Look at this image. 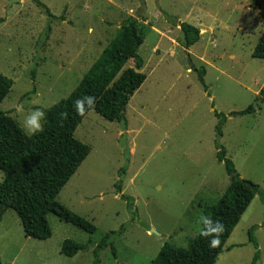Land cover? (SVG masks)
Instances as JSON below:
<instances>
[{
  "label": "rangeland",
  "instance_id": "obj_1",
  "mask_svg": "<svg viewBox=\"0 0 264 264\" xmlns=\"http://www.w3.org/2000/svg\"><path fill=\"white\" fill-rule=\"evenodd\" d=\"M39 1L52 17L30 0H0V75L12 81L0 109L25 134L29 110L67 98L128 18L144 37L138 55L146 80L129 100L126 126L90 111L75 131L91 152L57 200L96 232L49 214L51 237L33 240L7 210L0 222V264H93V247L110 232L115 234L100 251L99 264H151L165 242L186 247L198 234V216L229 184L216 159L215 111L227 116L254 107L251 115L228 118L220 144L240 178L264 192V60L251 57L264 27V0ZM170 20L196 27L199 42L186 49ZM199 68L205 69L207 91L198 81ZM20 105L23 112H17ZM118 182L132 208L116 194ZM251 228L256 264H264L259 195L214 264H251ZM65 240L92 246L67 258L60 252Z\"/></svg>",
  "mask_w": 264,
  "mask_h": 264
},
{
  "label": "trees",
  "instance_id": "obj_2",
  "mask_svg": "<svg viewBox=\"0 0 264 264\" xmlns=\"http://www.w3.org/2000/svg\"><path fill=\"white\" fill-rule=\"evenodd\" d=\"M30 1L45 15L52 17L39 0ZM59 20L63 21L64 17L61 16ZM2 21L0 20V23ZM171 23L179 27L186 49L199 42L200 31L196 27L186 23ZM143 41L144 37L137 26V21L134 18L126 19L116 36L103 49L67 98L42 110L46 113L44 130L35 136L25 134L13 118L0 109V172L2 173L0 222L4 213L12 210L19 220L24 236L38 241H45L51 237L47 222L49 214L87 234L92 235L96 232V227L91 222L68 210L58 202L57 198L91 152L88 145L75 137V131L86 115L93 111L108 122L126 126L125 111L129 100L146 80V76L140 72L143 60L138 55ZM251 57L264 60V27ZM128 62H132L134 67L127 68ZM195 71L199 83L204 91H207L204 83L205 69L199 68ZM11 87L12 81L0 75V105L9 94ZM85 95L94 96L96 102L92 109L86 107L85 114L80 116L73 110V102ZM62 113L66 116L62 117ZM253 113L252 105L243 111L229 113L227 116L214 112V117L217 119L214 142L216 159L219 163H223L229 184L205 215L211 216L213 220L218 219L224 225V231L220 234V244L210 248L207 240L198 234L186 247H175L165 242L151 264H214L254 197L259 195L264 202V192L259 185L240 178L233 162L226 157V150L220 144L223 126L229 117H242ZM115 191L121 199L127 201L128 207H133V202L121 194L120 182L115 184ZM253 231L254 228L248 231V240L256 250L251 264H256L259 260V251ZM122 232L123 227H120L118 234ZM114 234V232L106 234L93 247V264L100 263L99 253L110 245ZM91 246L90 241L79 244L65 240L60 252L67 258H73L78 253L89 250Z\"/></svg>",
  "mask_w": 264,
  "mask_h": 264
},
{
  "label": "clouds",
  "instance_id": "obj_3",
  "mask_svg": "<svg viewBox=\"0 0 264 264\" xmlns=\"http://www.w3.org/2000/svg\"><path fill=\"white\" fill-rule=\"evenodd\" d=\"M96 98L91 95H85L77 98L73 102V110L77 115L83 116L87 109H92L95 105ZM23 105L17 107V112H23ZM65 117L66 114H61ZM46 121V113L40 109L29 110L24 116L22 126L24 130L31 136H35L44 130ZM198 235L207 240L210 248H215L220 244V234L224 231V225L217 219L213 220L211 216L201 213L196 221ZM211 238V239H209Z\"/></svg>",
  "mask_w": 264,
  "mask_h": 264
},
{
  "label": "water",
  "instance_id": "obj_4",
  "mask_svg": "<svg viewBox=\"0 0 264 264\" xmlns=\"http://www.w3.org/2000/svg\"><path fill=\"white\" fill-rule=\"evenodd\" d=\"M15 1L17 2V1H20V0H15Z\"/></svg>",
  "mask_w": 264,
  "mask_h": 264
},
{
  "label": "crops",
  "instance_id": "obj_5",
  "mask_svg": "<svg viewBox=\"0 0 264 264\" xmlns=\"http://www.w3.org/2000/svg\"><path fill=\"white\" fill-rule=\"evenodd\" d=\"M127 131V130H126ZM122 193V192H121Z\"/></svg>",
  "mask_w": 264,
  "mask_h": 264
}]
</instances>
